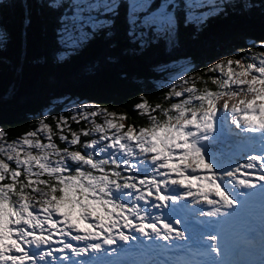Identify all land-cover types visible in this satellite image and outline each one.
I'll return each instance as SVG.
<instances>
[{"label": "snow or ice", "instance_id": "obj_1", "mask_svg": "<svg viewBox=\"0 0 264 264\" xmlns=\"http://www.w3.org/2000/svg\"><path fill=\"white\" fill-rule=\"evenodd\" d=\"M123 6L122 0H74L72 14L61 18L58 45L65 54L79 51L101 30L110 29ZM127 7V35L138 50L147 51L157 41L171 47L179 42L177 17L169 4L142 17L145 0H128ZM213 7L207 0H184L183 24L202 28L208 19L204 10ZM251 60L228 59L226 70L223 61L209 66L206 71L218 72L210 77L216 91L199 89L196 81L202 78L181 74L167 98L183 99L162 109L163 120L153 114L160 104L135 106L149 117L148 126L125 130L117 122L125 115L81 103L42 114L38 126L18 139L9 141L0 131V264H89L100 255L118 256L124 251L118 241L127 245L139 238L141 244L151 241L150 248L176 254L173 250L187 245L156 242L186 241L187 229L174 227L179 219L154 215L151 209L173 208L189 198L207 206V211L192 208L201 216L231 217L258 185L264 190V52ZM242 93L244 98L237 99ZM225 96L237 102L230 107L225 100L220 108ZM65 111L72 115H63ZM97 116L104 117L103 123L95 122ZM70 122L92 126L77 132ZM56 132L66 145L62 149ZM94 134L98 138L81 141V136ZM77 145L80 150H71ZM220 236V231L209 235L212 243L204 245L202 233L203 252L225 256ZM152 264L179 262L164 258ZM208 264L233 262L213 258Z\"/></svg>", "mask_w": 264, "mask_h": 264}, {"label": "trees", "instance_id": "obj_2", "mask_svg": "<svg viewBox=\"0 0 264 264\" xmlns=\"http://www.w3.org/2000/svg\"><path fill=\"white\" fill-rule=\"evenodd\" d=\"M160 1L153 0L150 7ZM176 1L175 8L170 6L179 32L175 47L157 41L147 51L138 50L127 35L128 1L122 0L124 6L110 29L101 30L79 51L65 54L57 35L61 18L69 13V0H0V130L6 138L18 139L33 130L46 109L60 112L64 108L57 99L65 94L85 97L117 116L125 115L126 119L117 121L125 130L130 125L148 126L149 117L135 108L138 103L146 101L153 108L160 104L153 114L161 120L162 109L173 103L172 97L167 98L168 84L158 82L165 78L156 69L158 63L187 58L192 61L187 77L198 76L202 79L196 81L197 88L216 91L210 77L218 74L206 70L217 58L245 60L260 49L255 48L264 41V0H221L222 8L209 14L200 29L183 24L184 0ZM63 115L72 114L65 111ZM47 121L55 132V121L51 116ZM97 122L103 120L97 118ZM70 123L77 132L92 126ZM58 136L56 132L55 142L62 149L66 145ZM91 139L81 136L82 142ZM75 148L80 150L81 145Z\"/></svg>", "mask_w": 264, "mask_h": 264}, {"label": "rangeland", "instance_id": "obj_3", "mask_svg": "<svg viewBox=\"0 0 264 264\" xmlns=\"http://www.w3.org/2000/svg\"><path fill=\"white\" fill-rule=\"evenodd\" d=\"M152 1L153 0H145V3L147 4V8L144 12L140 13L141 17L144 15H147L149 12H156L161 7V5H163V4H169V10L174 12V9H172L170 6L173 4H176V2H177L176 0H161L157 6L151 8L150 4L152 3ZM222 1H224V0H222ZM73 3H74V0H69V5H68L69 8H67L69 10L68 16H70L72 14ZM207 3L209 5L214 6L211 9L206 8L204 10L207 16L209 14H212V13H217L222 8L221 0H207ZM174 14H175V12H174ZM262 42H264V41H262ZM258 48H260V49L256 53H249L247 58L245 60H242V62L243 63L252 62L251 59H250V61H247V59H249L253 56H259L260 53L264 52V47H261V43H259L257 45V48H255V49L257 50ZM228 59H232L235 61L237 58L232 57V56L219 57L213 62L212 65H214L216 62L223 61L225 64V70H226V64H227ZM191 66H192V61L187 59V58H177V59L169 60L166 62L158 63L156 66V69L161 71L165 75L164 79H161L158 81L159 84H168V86L171 89L173 83L178 80V78L180 77L181 74H184L185 76H187L189 74V69L191 68ZM217 74H218V72H217ZM181 87L182 86H178L177 90H180ZM172 98H173V103L178 102L180 99H183V97L182 98H176L174 96H172ZM238 98H244V94L242 93L241 96ZM249 98H250V96H249ZM227 99H228V97H227ZM57 100L62 101L63 108H65L68 105H79L81 103H90L93 105H98L94 101L88 100L85 97L84 98H79L77 96L69 97L68 94H65V95L59 97ZM224 102H225V100H223V99L219 100L218 106L220 108H222ZM230 104H232V103H229V105ZM44 113H48L47 109L44 110L43 114ZM71 114H72V112H71ZM41 117H42V115H41ZM97 118H100L101 120L104 121L103 116H97L95 118L96 123H98ZM229 125H230V118H229ZM234 127L235 126H233L232 128H234ZM94 138H98V136L94 134L92 136V139H94ZM232 139H235V137H232ZM7 140H9V139H7ZM9 141H11V140H9ZM71 150H78V148L74 147ZM0 158H3V157H0ZM133 163H136V161H133ZM182 204H184V203L180 202L178 205H182ZM170 208H172V207L170 206L169 209ZM173 208H175V207H173ZM165 209H168V208H165ZM165 209H151V211L154 215H161V213ZM161 216L163 217L164 215H161ZM242 218L243 217L240 216V219H242ZM175 219H179L181 222L187 223L188 225H190V221H192L191 217H188V218L184 217L180 213H178L173 218V220H175ZM200 219L205 221V219L203 217H200ZM194 224H196V223H194ZM230 229L235 231L236 239L231 237V232H229ZM209 235L210 234H208V236ZM139 239H142V238H139ZM139 239L137 241H130L129 244H127V245H124V244H122V242L118 241V245H120L124 249V251H122L118 256L100 255L98 258L92 259L89 262V264H114V263L118 262V260H121V257L124 256V252H127L129 249H131L130 246L133 245L134 242H138L139 246L141 247V249L137 250V254L139 255V257H146L147 255L152 254L154 252V248L149 247V245H151L152 242L145 240L143 242V244H141L139 242ZM73 243L75 244L76 242H73ZM177 243L178 244H185L191 250L194 249V247L192 245L190 246V244H192V242L187 243L184 241H177ZM219 244H220V247L222 249L223 248L225 249L226 256L233 253L232 246L235 244H237L239 246V253L235 254V257L233 258V260H229L224 255L217 256L216 253H211L210 256L198 255L197 254L198 251L195 252L196 258H194L192 255H189L190 253H188V251L186 249L187 247L185 249H183L184 255H185L184 259H182L179 256L180 252H178V250L177 251L173 250V252H175L176 254L168 252L167 250L164 251V249H160V252H164V253L167 252L170 255L176 256L173 259H175L176 262H179V264H183V260H184L185 264H208V262H210L213 258H215L217 260L225 259L227 261L233 262V264H264V258L261 259V256H260L261 252L262 251L264 252V213L246 216L244 218V220H240V222L237 225L231 224L230 228L226 229L221 234V241L219 242ZM78 246H83V245L81 243ZM113 247H116V246H113ZM56 255L59 256L61 254L56 253ZM257 256L258 257L260 256V257L257 258ZM256 258H257V260H256Z\"/></svg>", "mask_w": 264, "mask_h": 264}, {"label": "bare ground", "instance_id": "obj_4", "mask_svg": "<svg viewBox=\"0 0 264 264\" xmlns=\"http://www.w3.org/2000/svg\"><path fill=\"white\" fill-rule=\"evenodd\" d=\"M232 104H230L231 106ZM231 120V118H230ZM239 129H233V132H238ZM247 136H252V133H247L245 134ZM236 140H242L243 137H235ZM239 159V158H238ZM239 162L240 163H243V159H239ZM182 191V190H180ZM181 203H188L189 205V208L186 207V206H181V205H176L175 208H168V209H165L161 215H164V216H168L170 219L173 220V218L178 214L180 213L181 215H183L184 217H191L192 221H190V225H188L187 223H184V222H181L179 225H175L174 224V227H177L179 228L180 230H185L187 229V231L185 232V235L186 237H188L189 239L184 241V242H192V244H190V246L192 245L194 247L193 250L189 249V247H187V251L188 253H190L189 255H192L194 258H196L195 256V251H198L200 249V246H199V236L203 233L204 234V237H208L206 235V233H209V234H212V233H216L217 231L215 230V225L212 223V222H209L208 225H203V220L200 219V217H203V218H208V219H214L215 217H207V216H201L199 214V210L198 209H192V208H203L205 211L208 210L207 206L206 205H196L192 202L191 198H189V200L187 201H181ZM196 223V224H194ZM229 225H226L224 226L220 232L223 233L224 229L227 228ZM206 228V229H205ZM231 237L236 239V234H235V231L231 230ZM221 239V236L218 238V241H220ZM177 241H180V240H177ZM177 241H157L156 243L158 244H171V243H177ZM232 249H233V253L226 256L227 259L229 260H233V258L235 257V254L236 253H239V246L237 244L233 245L232 246ZM157 251H160V249H157ZM166 251V250H164ZM174 251H177V250H174ZM178 252H180L179 256L184 259L185 258V255H184V251L183 250H178Z\"/></svg>", "mask_w": 264, "mask_h": 264}]
</instances>
